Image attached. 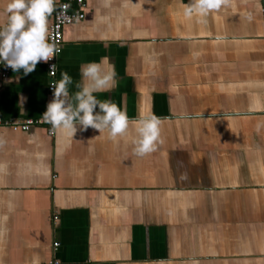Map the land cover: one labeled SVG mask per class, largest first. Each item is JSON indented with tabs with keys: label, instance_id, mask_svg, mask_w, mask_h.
Wrapping results in <instances>:
<instances>
[{
	"label": "crops",
	"instance_id": "0c3cea01",
	"mask_svg": "<svg viewBox=\"0 0 264 264\" xmlns=\"http://www.w3.org/2000/svg\"><path fill=\"white\" fill-rule=\"evenodd\" d=\"M187 3L87 0L64 26L55 81L67 72L73 94L83 65L114 64L117 86L94 95L136 122L116 142L12 129L42 118L51 78L46 62L0 74V264H264L262 0L203 23ZM153 114L163 142L138 157L135 128Z\"/></svg>",
	"mask_w": 264,
	"mask_h": 264
},
{
	"label": "clouds",
	"instance_id": "9594fccd",
	"mask_svg": "<svg viewBox=\"0 0 264 264\" xmlns=\"http://www.w3.org/2000/svg\"><path fill=\"white\" fill-rule=\"evenodd\" d=\"M109 3L110 0H104L105 6ZM56 5L57 0H9L4 8L6 22L0 24V62L13 72L23 70L27 75L38 63L59 55L61 48L51 38L48 24L49 17L57 10ZM232 6L233 0H189L183 14L203 23L211 13ZM68 7L60 5L62 11ZM245 19L250 21L251 13H245ZM80 74L83 82L76 84L78 91L73 94L69 92L73 79L67 72H61L59 81L50 82L53 99L47 105L43 121L53 130H62L69 139L77 132V125L81 130L92 128L99 133L106 132L113 142L129 136L130 125L136 122L129 119L126 110L110 100L100 101L94 95L111 92L117 86L115 65L105 57L100 62L83 65ZM50 75L54 76L55 72ZM162 142L160 118L154 114L144 116L135 128L134 154L144 157L155 152Z\"/></svg>",
	"mask_w": 264,
	"mask_h": 264
},
{
	"label": "built area",
	"instance_id": "2783aa9c",
	"mask_svg": "<svg viewBox=\"0 0 264 264\" xmlns=\"http://www.w3.org/2000/svg\"><path fill=\"white\" fill-rule=\"evenodd\" d=\"M87 0H57V5L56 8L57 10L52 14V20L49 26L50 30V36L51 38L58 44V46L62 50V30L64 26L76 23L80 20H82L85 17V7H86ZM69 5L66 11H62L60 9V5ZM261 13H262V18L264 19V0H262L261 3ZM56 57L54 56L53 59L49 60L46 62L47 66V71H48V76L51 78L50 82L55 80L56 77ZM53 66L54 69H53ZM12 69L8 67L6 64L0 62V74L2 77H5L8 75V73ZM54 71L55 75H50V73ZM49 90L53 91L52 87L50 86L49 83ZM46 122L43 121L42 118L34 119V118H28L22 121H16L13 123H8L12 129H19V130H28L31 126L34 125H40L44 124ZM2 124H5L1 119H0V126ZM47 132L49 135H54L55 130L52 129L51 125L49 124V128L47 129ZM58 245V242L53 243V248L55 249ZM50 264H58V260L52 259Z\"/></svg>",
	"mask_w": 264,
	"mask_h": 264
}]
</instances>
